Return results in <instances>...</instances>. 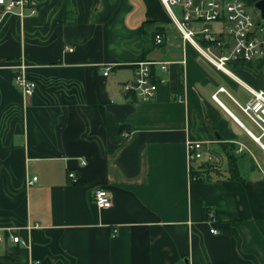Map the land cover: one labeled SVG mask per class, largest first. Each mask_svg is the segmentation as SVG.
<instances>
[{
	"label": "crops",
	"instance_id": "0c3cea01",
	"mask_svg": "<svg viewBox=\"0 0 264 264\" xmlns=\"http://www.w3.org/2000/svg\"><path fill=\"white\" fill-rule=\"evenodd\" d=\"M30 1L34 15L0 23V264H264V151L238 138L230 109L264 88L263 63L216 70L159 0ZM142 60L181 65L182 98L158 64L150 102L122 92ZM20 61L32 97L12 82ZM195 141L217 159L204 179L190 176Z\"/></svg>",
	"mask_w": 264,
	"mask_h": 264
},
{
	"label": "built area",
	"instance_id": "2783aa9c",
	"mask_svg": "<svg viewBox=\"0 0 264 264\" xmlns=\"http://www.w3.org/2000/svg\"><path fill=\"white\" fill-rule=\"evenodd\" d=\"M159 1L166 9L175 28L181 33L183 40L197 47L216 70L227 72L228 64L235 62L259 61L264 65V17L261 10L256 7V4L262 0ZM176 7L181 14L180 18L174 12ZM36 12L37 9L30 0H0V23L5 15L24 18ZM163 42V37L156 34L154 44L161 46ZM202 43L206 44V47H201ZM155 64L160 65L162 71L169 73V62L138 61L134 64L133 81L124 82L121 86L122 92L137 101L150 102L157 92V82L151 73V67ZM13 68L17 72L13 75L12 82L20 89L23 96L32 97L36 83L25 75L22 61ZM109 69V67L104 69V76L107 75ZM222 91L224 89L220 88L219 92ZM249 93L251 98L245 105L234 103L260 131V135H254L240 121L239 124L249 137L261 142L260 138L264 137V88L262 90L251 88ZM216 96L214 94L212 99L218 102ZM127 134L122 132L125 137ZM203 145L201 141L187 143L189 160L209 166L215 165L217 163L215 154ZM240 150L242 146L238 149ZM69 176L72 178L73 174L70 173ZM35 181L36 178L33 177L28 180V183L31 185ZM92 194L94 204L98 209H110L112 198L105 188L97 187ZM209 220L214 221L212 213L209 215ZM210 233H216V230L212 228ZM9 240L14 243H23L16 235H10Z\"/></svg>",
	"mask_w": 264,
	"mask_h": 264
},
{
	"label": "trees",
	"instance_id": "16d2710c",
	"mask_svg": "<svg viewBox=\"0 0 264 264\" xmlns=\"http://www.w3.org/2000/svg\"><path fill=\"white\" fill-rule=\"evenodd\" d=\"M201 47H206V44H201ZM182 66L181 65H174L169 68L168 75L170 76V90L173 94V99L179 100L183 96V76H182ZM224 152V158L227 165V174L230 179H239L238 175V167H237V159L235 155V150L237 149L234 147L233 144L221 146ZM262 150V149H261ZM263 151V150H262ZM202 169H210V166L205 163L198 164L196 167L191 166L190 176L193 179H204L206 176H202V174L207 173L202 171Z\"/></svg>",
	"mask_w": 264,
	"mask_h": 264
},
{
	"label": "rangeland",
	"instance_id": "374dc122",
	"mask_svg": "<svg viewBox=\"0 0 264 264\" xmlns=\"http://www.w3.org/2000/svg\"><path fill=\"white\" fill-rule=\"evenodd\" d=\"M174 12L175 14L177 15L178 18L181 17V14L178 10V8H174ZM213 26V25H212ZM215 26V25H214ZM229 79L232 80V78L228 77ZM234 97L237 98V102L240 103L241 105H245L247 99H248V95L246 93H244V91L242 89L238 90V92L234 93ZM230 109L232 110V112L234 113L235 117L236 118H239L241 120V122L245 125V127L250 131L252 132L254 135L256 136H259L260 135V131H258V129L255 127V125L253 123H251V121L245 117L242 112L240 111V109L238 108V106H235L233 103H231L230 105ZM237 133H238V138L243 140L245 142H247L251 147L254 148V151L256 153H258V155H261L260 151L261 150V147L258 146L256 143H254L255 141L251 138H249L248 135H246L244 132H242L241 130H237ZM246 139V140H245ZM260 141L261 143L264 145V137L260 138ZM258 146V147H257ZM260 148V149H258ZM212 151V149H210ZM213 152V151H212ZM214 153V152H213ZM195 164V163H194ZM220 163H218L216 165V167H219ZM194 166V165H193ZM215 167V166H214Z\"/></svg>",
	"mask_w": 264,
	"mask_h": 264
},
{
	"label": "water",
	"instance_id": "95a60500",
	"mask_svg": "<svg viewBox=\"0 0 264 264\" xmlns=\"http://www.w3.org/2000/svg\"><path fill=\"white\" fill-rule=\"evenodd\" d=\"M256 7H257L259 10H261V12H262V16L264 17V1L262 0V1L258 2V3L256 4ZM216 136L219 137V135H218L217 133H216ZM250 138H251V137H250ZM251 139H253V140L258 144V146H260L261 149L264 151V146L261 144V142H259L256 138H251Z\"/></svg>",
	"mask_w": 264,
	"mask_h": 264
}]
</instances>
